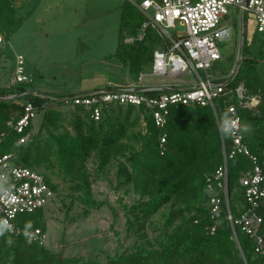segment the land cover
I'll list each match as a JSON object with an SVG mask.
<instances>
[{
  "label": "trees",
  "instance_id": "trees-1",
  "mask_svg": "<svg viewBox=\"0 0 264 264\" xmlns=\"http://www.w3.org/2000/svg\"><path fill=\"white\" fill-rule=\"evenodd\" d=\"M12 1L0 0V14ZM121 10L119 43L114 56L127 66L131 75L139 77L151 67L153 54L160 49V43L155 36L154 41L149 40L151 38L136 40L145 19L131 5H125ZM247 16H242L243 24H246ZM244 36L243 32L239 62L234 73L224 80H216V83L227 84V89L233 93L242 86L246 98L260 97L255 108L238 107V115L245 143L252 154L261 158L264 141L251 147L248 133L253 132L258 124V127L264 124L261 118L264 115V81L258 77L255 68L259 62L264 63V44L259 54V60L262 61L251 59ZM129 38L134 41L126 43ZM99 90L68 97L88 96ZM105 90L116 89L108 87ZM168 91L162 89L149 95L158 97ZM64 98L50 100L33 94L29 92L27 83L12 85L11 82L8 88H0V135H5L0 147L1 154L12 155L14 164L42 175L55 198L57 187L39 170L45 168L52 171L57 166L70 183L71 191L78 196L75 201L88 209L99 210L104 204L94 199L91 178L86 168L92 153L100 151L103 167L110 162L112 150L122 155L138 146L139 150L127 158L122 155L126 163H122L119 170L120 176H127V182L139 196L136 204L125 208L124 240L127 242L135 232L133 216L139 214L149 220L173 203L181 204L180 209L176 216H169L164 226L155 231V237L147 246L130 253H122L118 249L106 263L84 258L65 259L24 235H9L0 224V264H264V256L255 253L253 241L238 227H235L238 243L235 241L225 204L218 218H213L210 213L207 179L223 165L224 149L227 154L231 150V138L223 134V144L211 108H172L163 129L155 127L149 112L143 108L111 105L103 109L99 122L93 121L90 112L84 108H71L73 132L59 134L66 122L61 113L65 107ZM26 103L33 104L41 123L36 134L34 123L31 124L26 131L32 134L31 139L24 145H18L21 136L9 124L24 115ZM229 105H238L235 94L219 100L217 117L220 122L227 116L225 110ZM141 122L144 124L143 131L128 134L138 128ZM163 137L166 139V151L161 155ZM251 167L249 159L240 155L228 160L229 211L234 218L245 211L239 180ZM45 211L42 209L32 215L20 216L18 227L25 231L39 229L45 232V226L41 224ZM258 214L263 221L260 234L264 239V200ZM213 228L215 232L211 235Z\"/></svg>",
  "mask_w": 264,
  "mask_h": 264
},
{
  "label": "rangeland",
  "instance_id": "rangeland-1",
  "mask_svg": "<svg viewBox=\"0 0 264 264\" xmlns=\"http://www.w3.org/2000/svg\"><path fill=\"white\" fill-rule=\"evenodd\" d=\"M125 5L135 7L130 0H13L8 3L0 14V35L6 44L0 55V88H8L13 81L17 56L25 60L29 92L50 100L75 95L81 90H105L108 87L185 89L194 86L198 79L191 72L175 79L149 77L150 67L143 72L146 77L139 81V77L131 75L127 66L115 58L121 9ZM228 11L225 24L231 28L232 35L220 46L221 61L209 71L216 80L229 78L235 70L243 32L251 59L259 60L264 44V35L257 32L254 16L248 15L243 24L242 14L233 7ZM155 35L153 30H148L146 38L154 41ZM255 68L258 77L264 81V63L259 62ZM200 75L203 76L201 72ZM257 99L256 107L260 97ZM61 113L66 122L59 134L73 132L71 108L64 107ZM261 118L264 120V115ZM40 123L38 117L34 121L35 134ZM258 125L248 133L251 147L264 141V124ZM139 130H144L142 122L128 134ZM138 150L139 147L134 146L122 155L127 158ZM110 155V162L103 167L100 151H94L87 162L93 197L104 204L99 210L88 209L75 201L78 196L71 191L70 183L57 166L52 171L39 170L58 189L41 222L47 237L46 250L65 259L84 258L106 263L118 249L130 253L147 246L169 216L177 215L179 203L164 207L149 220L139 214L133 216L135 232L126 242L125 208L136 204L139 196L127 182V176H120L125 158L116 150Z\"/></svg>",
  "mask_w": 264,
  "mask_h": 264
},
{
  "label": "built area",
  "instance_id": "built-area-1",
  "mask_svg": "<svg viewBox=\"0 0 264 264\" xmlns=\"http://www.w3.org/2000/svg\"><path fill=\"white\" fill-rule=\"evenodd\" d=\"M142 14L145 21L138 31V41L146 38L147 31L153 30L160 43V49L153 54L149 77L181 78L187 73L195 74L198 82L185 89H168L158 97L149 94L161 92L163 88L153 86L119 87L116 90H99L83 97H66L63 100L67 108H84L90 112L93 121L99 122L103 109L111 105L143 108L149 112L153 124L163 129L172 108L198 106L211 108L216 117L221 133L231 138L229 154L224 149L223 165L207 179L209 208L213 218H218L223 204L227 207V220L238 243L235 227L249 237L255 245V253L264 256V239L260 234L263 224L258 214L264 200V152L262 157L251 153L242 135V124L238 107L252 109L256 107L257 97L246 98L244 88L235 93L227 89V84L216 83L209 71L221 61L220 46L230 39L231 28L225 24L229 16L228 8L233 7L242 15L254 16L257 32L264 35V0H130ZM181 29H179V28ZM129 38L126 43H132ZM5 41L0 35V55L5 48ZM12 85L29 82L25 60L16 57ZM239 62V56L236 60ZM200 72L203 76L200 75ZM234 73L231 71L230 76ZM146 75H139V81ZM235 94L238 105L226 108L227 116L222 122L217 117L219 100ZM24 115L9 124L12 130L21 136L18 145H24L32 137L26 133L34 123L38 112L31 103H26ZM5 135H0V147ZM166 139H161V155L165 153ZM224 144V142H223ZM240 155L251 162V169L239 180L243 193L245 211L234 218L229 211V172L228 160ZM55 199V194L42 175L13 163V156L0 152V224L9 235H24L30 241L45 247L46 234L42 230L25 231L18 227L20 216L32 215L46 209ZM215 232L212 229L211 235Z\"/></svg>",
  "mask_w": 264,
  "mask_h": 264
},
{
  "label": "crops",
  "instance_id": "crops-1",
  "mask_svg": "<svg viewBox=\"0 0 264 264\" xmlns=\"http://www.w3.org/2000/svg\"><path fill=\"white\" fill-rule=\"evenodd\" d=\"M241 20H242V19H241ZM116 88H119V87H116ZM116 88H115V89H116ZM94 90H98V89H94ZM94 90H91V91H84V90H81V91H79L78 94L83 93V92H92V91H94ZM75 95H77V94H75Z\"/></svg>",
  "mask_w": 264,
  "mask_h": 264
},
{
  "label": "water",
  "instance_id": "water-1",
  "mask_svg": "<svg viewBox=\"0 0 264 264\" xmlns=\"http://www.w3.org/2000/svg\"><path fill=\"white\" fill-rule=\"evenodd\" d=\"M240 63H241V61H240Z\"/></svg>",
  "mask_w": 264,
  "mask_h": 264
}]
</instances>
